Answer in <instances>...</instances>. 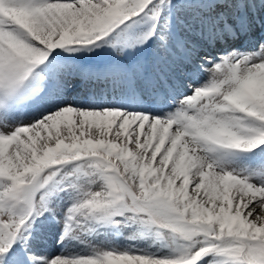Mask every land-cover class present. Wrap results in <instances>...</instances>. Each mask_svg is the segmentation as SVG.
<instances>
[{"label":"snow or ice","instance_id":"6c2138e0","mask_svg":"<svg viewBox=\"0 0 264 264\" xmlns=\"http://www.w3.org/2000/svg\"><path fill=\"white\" fill-rule=\"evenodd\" d=\"M262 213L264 0H0V264H264Z\"/></svg>","mask_w":264,"mask_h":264},{"label":"bare ground","instance_id":"6f19581e","mask_svg":"<svg viewBox=\"0 0 264 264\" xmlns=\"http://www.w3.org/2000/svg\"><path fill=\"white\" fill-rule=\"evenodd\" d=\"M48 244H49V247H50L54 252H58V251H59V249H58L57 246L55 245V239H54V237H53L51 240H49Z\"/></svg>","mask_w":264,"mask_h":264},{"label":"rangeland","instance_id":"374dc122","mask_svg":"<svg viewBox=\"0 0 264 264\" xmlns=\"http://www.w3.org/2000/svg\"><path fill=\"white\" fill-rule=\"evenodd\" d=\"M257 211H259V209H257ZM262 214H264V213H262ZM54 239H55V238H54ZM73 248L75 249V248H76V246L74 245V246H73Z\"/></svg>","mask_w":264,"mask_h":264}]
</instances>
